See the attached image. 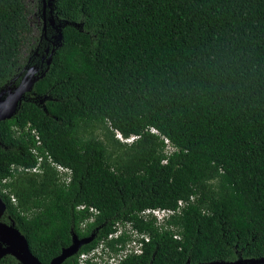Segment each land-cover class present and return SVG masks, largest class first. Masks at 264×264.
<instances>
[{
    "label": "trees",
    "instance_id": "obj_1",
    "mask_svg": "<svg viewBox=\"0 0 264 264\" xmlns=\"http://www.w3.org/2000/svg\"><path fill=\"white\" fill-rule=\"evenodd\" d=\"M54 14L78 27L62 28L47 73L0 122V222L41 264L94 234L62 263L74 264L117 222L150 237L120 264L264 257V0H55ZM30 42L23 0H0V88ZM31 130L40 173L26 171L36 164ZM114 131L138 139L121 143ZM46 154L71 169L69 184ZM181 200L165 227L139 217ZM125 240L106 245L115 252Z\"/></svg>",
    "mask_w": 264,
    "mask_h": 264
},
{
    "label": "water",
    "instance_id": "obj_2",
    "mask_svg": "<svg viewBox=\"0 0 264 264\" xmlns=\"http://www.w3.org/2000/svg\"><path fill=\"white\" fill-rule=\"evenodd\" d=\"M54 1L49 2V22L54 30V35H52V47L50 50H46L47 57L44 60L42 57V62L37 65L34 64L30 67L25 68L24 74H19L10 80L5 86L0 88V122L10 119L14 116L22 103L25 100L27 93L31 92L34 84L42 79L47 73L55 51L61 47L62 39V28L66 25H71L75 28L78 27L77 24L69 23L67 21H60L54 14ZM43 29H46L44 24ZM19 82L16 84V81ZM5 204L0 198V219L5 212ZM94 239V234L90 237L84 239H78L73 236L71 245L62 250L61 254L54 258L49 264H62L66 259L75 255L78 250ZM9 255L15 258L20 264H41L30 252L26 240L21 236V234L15 229L14 225L11 224L7 226L0 222V259ZM202 264H264V257L258 259H237L234 262H220L213 261L209 263Z\"/></svg>",
    "mask_w": 264,
    "mask_h": 264
},
{
    "label": "built area",
    "instance_id": "obj_3",
    "mask_svg": "<svg viewBox=\"0 0 264 264\" xmlns=\"http://www.w3.org/2000/svg\"><path fill=\"white\" fill-rule=\"evenodd\" d=\"M30 125L28 124L25 128L26 131H29ZM150 133L159 135V132L155 128L149 129ZM30 134L35 138L36 146L31 150V153L36 157L35 166L26 171H30L31 173H40V167L43 162V157L39 154L38 148L41 146V141L39 136L35 130H31ZM115 138L125 144H131L133 141L138 139L137 136H130L129 138H124L121 133L118 131H114ZM165 144L166 153H171L175 151V148L171 146L169 140L164 136H160ZM46 162L47 164L54 168L57 172L60 181L63 184H69L72 177L71 169L64 167L62 165L56 164L50 156L46 154ZM166 163V161H163ZM12 202H15V199L11 198ZM193 198H190L192 201ZM188 201H179L175 209H145L139 214V217L144 221L152 219L155 221L157 226H166L167 221L174 215L181 214L182 209L187 205ZM84 206H79L78 210H83ZM89 211L93 214L96 213V210L90 208ZM122 237H126L124 244H117V251L112 252L106 245L107 242L117 241ZM176 240H179L180 237L175 235L173 237ZM150 241V237L145 234L139 232L134 228L131 222H117L112 228V232L107 236L106 239L100 241L98 246L91 251L83 252L78 255L76 262L74 264H87V263H95V264H120L128 257L132 256H140L144 252L145 245Z\"/></svg>",
    "mask_w": 264,
    "mask_h": 264
},
{
    "label": "rangeland",
    "instance_id": "obj_4",
    "mask_svg": "<svg viewBox=\"0 0 264 264\" xmlns=\"http://www.w3.org/2000/svg\"><path fill=\"white\" fill-rule=\"evenodd\" d=\"M27 19L31 28V42L27 45H24L20 49V55H19V64L21 65V72L19 74L25 73V68L30 67L34 64L39 65L40 62L36 61L32 58V56L35 54V51L37 50L39 52L41 48L40 41L42 36V20L40 16V0H23ZM55 32L50 33L51 35H54ZM49 37V35H48ZM45 47V46H44ZM43 47V50L41 51V54H46V50H50L51 47H47L45 49ZM18 74V75H19ZM23 76V75H22ZM19 82V79L16 81V84ZM97 137L103 139L100 132L96 133Z\"/></svg>",
    "mask_w": 264,
    "mask_h": 264
},
{
    "label": "flooded vegetation",
    "instance_id": "obj_5",
    "mask_svg": "<svg viewBox=\"0 0 264 264\" xmlns=\"http://www.w3.org/2000/svg\"><path fill=\"white\" fill-rule=\"evenodd\" d=\"M49 2L50 0H40V16H41V20H42V25L44 26V24L46 25V29L44 30L42 27V36H41V41L40 43L41 48L39 50V52L36 50L35 54L32 56V58L36 61H39L40 63L42 62V57H44V60L47 57V54H41V51L43 50V47L46 49L47 47H52V35L50 33H53V27L51 26V22H49ZM54 8V7H53ZM49 35V37H48ZM6 256V255H5ZM4 257V256H3ZM2 257V258H3Z\"/></svg>",
    "mask_w": 264,
    "mask_h": 264
}]
</instances>
